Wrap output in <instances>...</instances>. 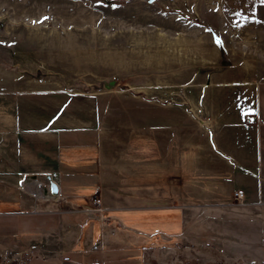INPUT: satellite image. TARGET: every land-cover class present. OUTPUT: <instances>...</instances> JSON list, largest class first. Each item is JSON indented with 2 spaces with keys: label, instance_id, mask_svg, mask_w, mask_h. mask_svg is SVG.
<instances>
[{
  "label": "rangeland",
  "instance_id": "374dc122",
  "mask_svg": "<svg viewBox=\"0 0 264 264\" xmlns=\"http://www.w3.org/2000/svg\"><path fill=\"white\" fill-rule=\"evenodd\" d=\"M28 89L98 93L119 141L72 262L264 264L262 0H0V126Z\"/></svg>",
  "mask_w": 264,
  "mask_h": 264
},
{
  "label": "crops",
  "instance_id": "0c3cea01",
  "mask_svg": "<svg viewBox=\"0 0 264 264\" xmlns=\"http://www.w3.org/2000/svg\"><path fill=\"white\" fill-rule=\"evenodd\" d=\"M99 98L93 91L68 89L14 93L9 123L0 126V256L21 258L23 264H82L66 257L74 250L64 247L69 238L65 223L76 207L98 194L119 142L102 124ZM253 175L256 186L262 182L258 201L264 203V177L257 170ZM243 179L239 187L250 198L252 181ZM50 180L57 193L51 192ZM55 235L61 240L47 245ZM38 238L47 255L33 251Z\"/></svg>",
  "mask_w": 264,
  "mask_h": 264
},
{
  "label": "trees",
  "instance_id": "16d2710c",
  "mask_svg": "<svg viewBox=\"0 0 264 264\" xmlns=\"http://www.w3.org/2000/svg\"><path fill=\"white\" fill-rule=\"evenodd\" d=\"M24 260L23 259H14V258H8L4 255L0 256V264H23ZM109 264V263H105ZM258 264V263H255Z\"/></svg>",
  "mask_w": 264,
  "mask_h": 264
},
{
  "label": "built area",
  "instance_id": "2783aa9c",
  "mask_svg": "<svg viewBox=\"0 0 264 264\" xmlns=\"http://www.w3.org/2000/svg\"><path fill=\"white\" fill-rule=\"evenodd\" d=\"M56 176H57L56 173H54V174L52 175V177H56ZM52 177H51V179H52ZM52 180H53V179H52ZM234 195H235L236 199L241 200V199H243V197H244V192H243L242 190H237V191L235 192ZM92 201H93L94 203H96V204H99V203H100V199H99L98 196H96V194H94V195L92 196Z\"/></svg>",
  "mask_w": 264,
  "mask_h": 264
},
{
  "label": "water",
  "instance_id": "95a60500",
  "mask_svg": "<svg viewBox=\"0 0 264 264\" xmlns=\"http://www.w3.org/2000/svg\"><path fill=\"white\" fill-rule=\"evenodd\" d=\"M106 85H108V83H106ZM33 177H35L34 175H32ZM49 186H50V190L52 193H57L58 192V186L56 184V182L50 180L49 181Z\"/></svg>",
  "mask_w": 264,
  "mask_h": 264
},
{
  "label": "snow or ice",
  "instance_id": "6c2138e0",
  "mask_svg": "<svg viewBox=\"0 0 264 264\" xmlns=\"http://www.w3.org/2000/svg\"><path fill=\"white\" fill-rule=\"evenodd\" d=\"M262 2H264V0H262ZM45 19H47V18H45Z\"/></svg>",
  "mask_w": 264,
  "mask_h": 264
}]
</instances>
